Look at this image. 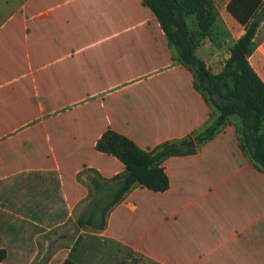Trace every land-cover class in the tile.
Returning a JSON list of instances; mask_svg holds the SVG:
<instances>
[{"label":"crops","instance_id":"0c3cea01","mask_svg":"<svg viewBox=\"0 0 264 264\" xmlns=\"http://www.w3.org/2000/svg\"><path fill=\"white\" fill-rule=\"evenodd\" d=\"M211 1L216 18L196 55L219 75L245 27L228 10L232 0ZM32 8L7 22L16 34L0 35V264H264V170L241 119L194 141L220 113L143 0ZM187 23L198 25L193 16ZM253 43L248 60L264 83V18ZM63 101L71 116L60 115ZM55 118L68 124L50 128ZM109 130L147 152L184 140L195 151L160 163L166 190L135 184L104 214L125 173L96 147ZM93 201L99 209L88 214ZM90 214L97 225H79Z\"/></svg>","mask_w":264,"mask_h":264},{"label":"trees","instance_id":"16d2710c","mask_svg":"<svg viewBox=\"0 0 264 264\" xmlns=\"http://www.w3.org/2000/svg\"><path fill=\"white\" fill-rule=\"evenodd\" d=\"M143 2L158 18L170 44L176 49L178 61L194 72L195 80L197 79L196 87L204 95L208 94L207 101L213 104L217 95L226 102L218 108L220 115L216 123L198 134L194 141L202 144L210 140L226 125L229 117L236 115L241 119L242 130L252 158L264 170V83L248 60L253 51L254 37L263 19L264 9L260 14L258 10L264 0H232L229 4V12L245 27V34L231 48L230 58L219 75H213L205 62L196 55L198 46L210 33L216 18L211 0H143ZM192 16L198 23L193 29L187 23V19ZM204 79L215 84L203 86L201 83H204ZM188 144L189 140L180 143L167 142L158 150L147 152L127 137L111 130L107 131L96 147L100 152L119 159L125 166V173L116 176L115 180L118 182L110 193L111 201L103 202L104 213L120 201L135 184L157 191L166 190L168 179L160 163L169 157L194 153L195 149L188 147ZM96 186L97 189L101 188L99 185ZM63 264L76 263L66 260Z\"/></svg>","mask_w":264,"mask_h":264},{"label":"rangeland","instance_id":"374dc122","mask_svg":"<svg viewBox=\"0 0 264 264\" xmlns=\"http://www.w3.org/2000/svg\"><path fill=\"white\" fill-rule=\"evenodd\" d=\"M52 0H0V35L1 34H7V30H9V33L10 34H16V25L14 24L12 26V23H10L8 26L6 25L8 21H11V20H17V19H25V17L28 15H30L32 12H33V8L32 6L34 5L35 7H38V6H44L48 3H50ZM26 2H29L30 3V9L28 11H18L17 8L22 5L23 3H26ZM262 18H264V12L262 13ZM5 25V26H4ZM194 27H192L193 29ZM195 71H197L196 68H194ZM192 73L194 74V72L192 71ZM197 80V79H196ZM195 80V81H196ZM200 82V81H199ZM204 83H201L203 86H208L210 84H215L213 81H209L208 79H204L203 80ZM222 91V90H220ZM222 93H224V91H222ZM206 97L208 98V94H206ZM215 98V101L213 104H215V108L218 110V113H220L219 111V106L222 105V104H226V102L224 100H222L220 97H218L217 95L214 97ZM225 102V103H224ZM64 105H65V102H60L58 104L57 107H61L63 108L64 110L61 112L60 115H66V116H71L69 115V112L73 109L72 107L70 108H67L65 106L64 108ZM79 112V111H78ZM74 112H72L73 114ZM67 119L65 118H61V119H58V118H55L53 119L51 122L48 123V126L51 128V127H55V128H60L61 126H63L64 124L67 125ZM230 125L233 126V129L234 130H237L239 131L240 130V123H236V122H232L230 123ZM55 128H52V130H56ZM92 178L91 180L92 183H93V186H92V191L96 192L97 191V184H99L98 182V178L96 176H92L90 177ZM97 202L93 201L92 203H89L88 205L85 206V211H88V214L91 213L93 210H98V206H97ZM61 209L60 207V204H58V210ZM104 213V211H103ZM105 214V213H104ZM99 220H97L95 217H93L91 214L90 216H87V218H83L82 220H79V225L83 226V225H91V226H96L97 223H98ZM57 237H58V241L60 242H64V239L66 238V235L64 234V230L61 229L59 230L58 229V234H57ZM76 235H73V239H75ZM60 263V261H58V264Z\"/></svg>","mask_w":264,"mask_h":264},{"label":"water","instance_id":"95a60500","mask_svg":"<svg viewBox=\"0 0 264 264\" xmlns=\"http://www.w3.org/2000/svg\"><path fill=\"white\" fill-rule=\"evenodd\" d=\"M195 144L194 143H192V146H194Z\"/></svg>","mask_w":264,"mask_h":264}]
</instances>
